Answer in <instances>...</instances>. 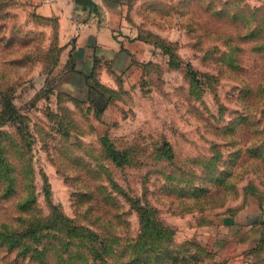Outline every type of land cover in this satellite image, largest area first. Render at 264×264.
Here are the masks:
<instances>
[{"label": "rangeland", "instance_id": "obj_1", "mask_svg": "<svg viewBox=\"0 0 264 264\" xmlns=\"http://www.w3.org/2000/svg\"><path fill=\"white\" fill-rule=\"evenodd\" d=\"M57 6L0 0V157L11 169L0 178V231L57 205L100 234L111 235V217L137 236V207L115 192L103 199L112 177L158 209L175 246L217 264H264L250 254L264 235V0H122L64 20ZM89 18L109 26L102 40L135 52L116 72L93 68V87L110 97L101 110L88 83L66 86L68 61L60 68L71 45L97 44L78 26ZM105 137L141 162L116 166ZM0 264L44 263L0 242Z\"/></svg>", "mask_w": 264, "mask_h": 264}, {"label": "trees", "instance_id": "obj_2", "mask_svg": "<svg viewBox=\"0 0 264 264\" xmlns=\"http://www.w3.org/2000/svg\"><path fill=\"white\" fill-rule=\"evenodd\" d=\"M67 65L73 67L71 58ZM95 72L93 69L90 77H95ZM90 77L87 82L90 91L88 100L95 105V109L99 110L105 105V103L102 105V102L107 103L110 97L93 87ZM10 117L16 118L12 113ZM68 133V131L64 132V134ZM104 141V153L116 166L137 165L141 162L142 156L138 155L139 152L135 147L120 148L107 137ZM10 170L9 162L0 157V178H4V174L8 176ZM108 182L113 190L108 191L105 186L103 199L114 201L116 197L113 192H115L131 201L140 212L139 235L123 234L118 230V226L113 224L111 217L104 220L108 221L110 224L108 226L112 228L111 235L100 234L89 225L67 216L57 205H53L51 215L38 219L31 218L28 225L21 230L11 231L10 225L4 226L5 229L0 231L1 244L17 251L20 257H35L38 262L44 264L54 261L57 264H217L215 261H208L209 254L204 255L194 251L188 245L175 246L174 229L158 217L157 208L142 205L140 198L130 197L112 177ZM11 189L12 187L9 193ZM205 190V187H201L198 192H194V196L199 197ZM21 208L27 210L22 204ZM120 215L115 216L120 217ZM19 218L25 220L24 216ZM250 254L258 257L261 255L264 263V235Z\"/></svg>", "mask_w": 264, "mask_h": 264}, {"label": "crops", "instance_id": "obj_3", "mask_svg": "<svg viewBox=\"0 0 264 264\" xmlns=\"http://www.w3.org/2000/svg\"><path fill=\"white\" fill-rule=\"evenodd\" d=\"M45 1H47L48 3L54 1L60 5V8L59 6H57L56 12H54L57 16H59L60 14V20L74 19L75 15L80 10L88 14L96 13V11L94 10L92 12L83 10L81 7L75 4V0H45ZM119 1L122 0H96V2L99 5V9L103 8L104 4L106 5L107 3L119 2ZM98 23L92 24L91 19L89 18L87 22H84V24H79L78 26L82 27V25H84V27H90L91 30H87V31L89 32L91 31L92 33H95L94 34L95 42L97 41V44L99 45L97 46V44L95 43L91 44L90 42L87 45L76 44L77 48H75L74 45L73 46L71 45L67 51L68 58L62 59V61L60 62V68L64 69L67 61L70 58L73 60V67L71 65V67H69L70 72L67 73V75L68 76L71 75L72 78L71 80L66 81L65 84L71 91H74V93L77 91H79V93L82 92L81 91L82 88L80 86L86 87V83L88 82V77H90L93 68L96 67L98 68V71L100 69L101 72V69L104 67V65H106L107 67L108 66L111 67L112 71L116 72L118 69L123 68V66H126L127 58H130L129 57L130 53H135L133 50H126L127 48L123 46V44L121 45L119 42H116L113 39H112L113 41L109 40V42L111 41L110 43H107L108 41L105 42L106 40L105 37H108L111 34V30L108 25L105 24L106 27H104L103 25L102 27H100L101 25ZM70 27H76V25H70ZM101 30H105L104 31L105 37L103 38V40L101 39V36H103V34L98 33V31L101 32ZM62 33L65 34L64 31H62ZM66 43L68 42L66 41L64 45ZM80 48L83 49L82 54L76 55V51H78ZM73 78L74 81H72ZM245 224L246 223H243L241 225L245 226Z\"/></svg>", "mask_w": 264, "mask_h": 264}, {"label": "water", "instance_id": "obj_4", "mask_svg": "<svg viewBox=\"0 0 264 264\" xmlns=\"http://www.w3.org/2000/svg\"><path fill=\"white\" fill-rule=\"evenodd\" d=\"M75 4L85 11H99V5L96 0H75Z\"/></svg>", "mask_w": 264, "mask_h": 264}]
</instances>
